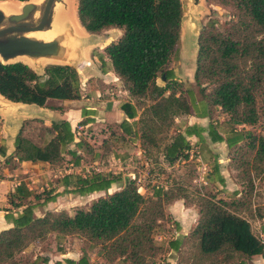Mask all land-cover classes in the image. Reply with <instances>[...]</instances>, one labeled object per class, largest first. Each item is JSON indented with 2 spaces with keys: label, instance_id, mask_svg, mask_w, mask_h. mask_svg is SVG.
Returning <instances> with one entry per match:
<instances>
[{
  "label": "trees",
  "instance_id": "16d2710c",
  "mask_svg": "<svg viewBox=\"0 0 264 264\" xmlns=\"http://www.w3.org/2000/svg\"><path fill=\"white\" fill-rule=\"evenodd\" d=\"M204 2L230 10L223 27L208 20L196 36L192 80L200 97L201 116L209 122L206 129L184 126L182 132L170 136L175 118L191 112L198 114L192 92L173 80L170 69L180 34V1L76 0L75 16L87 34L97 35L109 29L120 33L95 56L100 64L106 58L126 92L128 101L119 110L131 121L123 119L110 126L109 140L101 146H110L111 155L117 156L120 146L131 144L143 156L152 158L157 153L163 162L172 165L187 160L190 149L187 138L194 137L196 143H202L205 133L210 143L226 145L229 165L242 184L241 190L232 194H239L238 199L226 201L200 193L193 196L182 189L180 181L166 189L153 188L150 196H144L137 191L134 178L106 193L122 178L104 172L63 174L42 199L20 182L7 196L13 212L4 216L10 227L0 231V264H47L46 255L31 261L23 255L28 247L43 242L49 235L76 236L88 246L97 247L105 264H168L162 254L169 251L179 254L185 240L191 243L192 256L186 263L179 258L176 264H246L245 259L253 256L264 260V241L252 233L249 221L240 214L243 208L249 209L254 181L264 172V132L253 129L264 122V0ZM80 88L79 74L68 65L48 64L37 72L21 62L0 63V96L11 103L60 111L61 107L51 106L47 101L78 100ZM213 112L224 117L227 129H216L219 124H212ZM30 120L42 125L41 119ZM238 126L241 129L237 130ZM41 132L45 140L37 145L23 136L20 127L10 155L5 156L0 146L3 164L11 167L15 162H41L50 169L60 168L66 154L69 156L66 163L78 166L81 152L92 153L85 139L77 137L64 119L44 125ZM69 146L73 148L66 149ZM94 158H98V152L92 155ZM205 179L223 185L216 156L211 157ZM58 188L62 190L58 192ZM100 192L104 196L72 215L58 211L34 216L36 206L53 202L62 193L83 196ZM191 197L196 198L195 204L188 201ZM30 198L39 203H32ZM175 200L193 206L197 218L186 236L169 240L162 248L155 242L154 232L164 219V207ZM257 218L264 221V215ZM260 231L264 234V224ZM54 264L91 263L81 254L76 260L63 258Z\"/></svg>",
  "mask_w": 264,
  "mask_h": 264
},
{
  "label": "rangeland",
  "instance_id": "374dc122",
  "mask_svg": "<svg viewBox=\"0 0 264 264\" xmlns=\"http://www.w3.org/2000/svg\"><path fill=\"white\" fill-rule=\"evenodd\" d=\"M8 2L9 5L15 7L19 3L15 1ZM43 0H29L31 3L40 4ZM68 0H61L62 3L56 4L53 10V17L50 23L48 30L33 34L32 36L41 41H49L54 37L59 38L60 45L63 46V58L70 60L71 64L77 67L82 66V71L87 72V67L90 66L89 61L81 62V56L79 55L81 49V43L78 36L74 33L73 29L65 21L64 14L62 11L66 10V4ZM181 3L182 17L180 22V34L179 40L173 54L172 60L170 62V67L173 69V75L178 77L181 81V86L183 89H190L195 93L197 97L196 88L193 85L192 75L194 71V61L196 56V36L200 28L208 21L213 20L216 23V26L223 27V23L226 20L230 10L226 8H221L215 4H207L204 0H179ZM75 15V4L76 0H70ZM22 5V4H21ZM61 10V12H60ZM17 13V12H16ZM5 26L6 23L3 22L0 24V27ZM79 30L80 27L77 24ZM100 36H93L95 39H98L103 44L111 39L117 38L119 31L116 29H109L105 32L99 34ZM94 49V48H93ZM91 49L90 51H92ZM26 61L25 59L16 58L14 61ZM89 60V59H88ZM61 60L60 62H62ZM81 62V63H80ZM34 61H29L30 66L33 68ZM46 63V62H44ZM79 74V72H78ZM157 83H160L159 79L156 80ZM106 87V86H105ZM85 94L86 92H84ZM104 96L107 97V89H105ZM119 97V95H117ZM110 97V96H109ZM52 102L48 104L52 106ZM2 107L0 108V146L1 143L7 142L12 139V132L15 131L18 127H22V134L24 137L31 140L33 143L39 145L44 140L45 137L42 135L41 128L44 125H49L50 122L44 121L42 125L36 121L30 120L33 116H41L43 114L40 111L39 107L35 105H26V104H17L11 103L6 100L1 102ZM212 124H219L218 131L227 129L228 125L224 122V117L217 112H213L211 116ZM114 124H109L106 122H99L97 125L89 126L79 130L77 126H74L72 129L77 133V137L85 139L88 143L92 153L90 155L82 154V161L77 167H70V170L67 171L68 163L66 161L69 159V156L64 154V163L60 168L50 169L49 167H40L38 168L39 174L32 181L25 179L27 175L19 174L17 179H24L23 181L28 184V189L32 191L33 194L39 196L41 199L44 198L47 194H44L48 189L55 186L56 180L58 177L66 174L73 173L79 175H87L94 172H104L119 174L122 178V182L113 185L106 193H112L115 191L127 177L131 180V177L135 179V185L138 187L137 191L142 194V189L154 188L155 185H159L163 182H170L172 180L174 183L181 178V173L184 170V179L180 180L183 184L182 189L191 195H197V193L204 194L214 199H222L229 201L231 199H238L237 196L232 194L239 192L242 188V184L237 179V172L229 165L228 160V150L221 144H214L209 148H206L204 153L203 160L206 161L207 165L202 169L201 161H196L195 158L185 162L183 164L174 163L172 165H167L162 161V158L159 154L153 155L151 160L154 162L152 167L150 165H145L146 160L144 156L137 154L138 150L136 147L131 144H126V146H120L117 149V156L119 159L113 160L110 152V146L104 145L101 143L103 141L109 140V127ZM237 130L241 127H236ZM243 129H249L248 127H243ZM255 131L262 130L264 132V122L253 128ZM73 147L71 146V149ZM69 149V147H66ZM210 149V150H209ZM216 153V162L219 166L220 174L222 175L225 183L220 187L214 183L205 182V176L209 173V165L211 163V157L213 156L212 152ZM208 151V152H207ZM94 152H98V158L92 159ZM152 153V152H151ZM154 153V151H153ZM155 156V157H154ZM195 157L199 158V155L195 154ZM182 168V169H181ZM65 169V171H63ZM141 188V189H140ZM59 190V189H58ZM44 191V192H42ZM104 192L92 193L89 195L77 196L75 194L62 193L58 195L53 202H49L44 205L36 206L33 209L34 216L40 217L46 212H58L64 211L68 215H72L73 212L77 209H87L91 201L95 200L100 196H104ZM187 194V195H188ZM144 196H147V193H143ZM189 197V195H188ZM8 199V197H6ZM32 203H39L30 198ZM188 201H196V198H189ZM10 207V206H9ZM166 205L164 207V219L160 222V227L154 232V239L157 245H162V248L165 247V243L169 240L175 238L181 239V232H177L175 219V214H169L167 212ZM193 209H195L193 207ZM10 210V209H9ZM249 210V211H247ZM174 213V212H173ZM248 221L252 230V233L264 241V234L261 233L260 227L264 224L262 219L257 218V215H264V172L257 177L254 181V188L252 196L249 200V209L243 208V211L240 212ZM191 220V219H190ZM184 232H189L187 229ZM179 233V235H178ZM178 235V236H177ZM69 252L72 255L84 254L91 264H105L104 261L99 257V252L97 247L88 246L76 236H68L64 238H56L53 235H49L43 242H38L32 244L28 247L23 255L27 258L28 261L33 260L35 257H41L46 255L49 259L47 264H54L56 260H63V255L61 253ZM192 249L190 241L185 240L183 245L180 248L179 254L174 253L172 256L177 260L179 258L183 261H190L192 256ZM65 255V254H64ZM169 254H162L164 259H168ZM246 264H264V260L260 256H253L250 259H245ZM37 264H41L40 262Z\"/></svg>",
  "mask_w": 264,
  "mask_h": 264
},
{
  "label": "crops",
  "instance_id": "0c3cea01",
  "mask_svg": "<svg viewBox=\"0 0 264 264\" xmlns=\"http://www.w3.org/2000/svg\"><path fill=\"white\" fill-rule=\"evenodd\" d=\"M63 2L65 3V0H63ZM66 10H67V4H66ZM62 13L64 14V17L66 19L67 18V16L65 15L66 11L64 12L62 11ZM65 21H67V24L73 29L74 33L78 36L80 40L81 49H80L79 55L81 56V62L83 61L90 62V66L87 67L88 71L83 73L82 66L79 67V69H77V66L72 65L69 59L62 61V62L55 61V60L39 59L36 63H33L35 67L33 68L32 66L30 68L38 72V71H41V69L45 65L58 64V65H68V66H71L77 69V73L79 72V76L81 79L80 98L75 101H55V100L47 101V104L49 102H52L51 103L52 106L61 107V110L59 111V110H49L45 108H39L40 109L39 112H41L44 115L43 118L41 116H34V117L32 116L31 118L41 119L43 123L44 121L52 122V121L64 119L69 123L71 129H73L74 126H77L79 130L88 128L89 126H92V125L93 126L97 125L99 124V122L117 124L123 119L127 121H131V120L126 119L124 114L119 110V106L122 103L128 101L126 92H124L121 89L120 82L111 72L106 58L104 57L103 64H100V62H98L95 56L97 54H101L103 47L109 44L110 42L114 41L116 38L111 39L110 41H107L103 44H100L101 40L99 41L98 39H95L93 37V36H100L99 34L97 35L87 34L80 26H79L80 31H77L74 25L72 24V22L69 20V18L66 19ZM91 49L93 50L90 51ZM19 59H25V58H19ZM14 60H12L10 63L21 62V63L26 64L27 66H30L29 60L27 59H25L26 61H22V60L14 61ZM170 69L172 71L173 80L181 82L178 79V77H175L173 75L172 67H170ZM158 85L162 86L163 83H159ZM105 89H107V97L104 96ZM83 90H85L84 91L86 92L85 94H83ZM187 90H190V89H187ZM191 92H192V97L194 100V107L198 109V114L200 115L194 112H191L189 115L175 118L174 119L175 126L173 129L170 130L169 136L176 132H182L184 126L196 125L204 129L207 128L209 120L207 117L201 116V110H200V105H199L200 97H197L193 91ZM117 95H119V97ZM82 121H84L85 123L81 124L80 122ZM18 129L19 127L11 133L12 139L9 141V143L8 142L7 144L6 142L1 143V146H3L5 150V156L10 155L13 150L12 143H13V139ZM203 137H204V141L202 143H196V139L194 137L187 138L189 145H190V149L188 150V158L185 161L182 160L176 163L183 164L185 162H188L189 160H192L193 158H195L196 161H199V160L201 161V159L195 157L194 155L197 154L199 155V157L203 158L206 148H209L210 146L214 144L223 145L227 152L226 145L223 142L210 143L205 137V133H203ZM69 149H71V146H69ZM137 150H138L137 154L143 156V152L139 150L138 148ZM212 154L213 156L217 155L214 152H212ZM111 157L113 160H116V161L117 159H119L118 156H111ZM218 158H221V156ZM3 159H4L3 157H0V168H1L0 174L2 176V179H0V231L10 227V224L5 221L4 216L8 211L13 212V210H11V208L7 204L6 197L8 196L9 193L13 191V189L20 182H24L23 181L24 179H19V178L17 179V176L19 174L27 175L25 179L27 180L29 179V181H32V178L29 177V175H31L32 177H34L33 179H35V177L39 174L37 170L38 168L42 166L48 167L47 164L41 163V162H34V163H30V162L16 163L15 162L13 166L9 167L8 165L3 164ZM144 159L147 162L145 163V165H150V167L154 165L153 164L154 162L151 160V157L149 158V156L146 155L144 156ZM201 164L203 166L207 165L203 161L201 162ZM70 167H77V166H71V164L68 163V167L66 170L69 171ZM63 171H65V169H63ZM219 174H220V171H219ZM220 176L223 179L221 174ZM184 177L185 175H184V170H183V172L181 173V178L178 179L177 182L182 180ZM204 181L206 182V179H204ZM224 183L225 181H223V184ZM173 184L174 182L172 180H170V182L165 181L159 185L158 184L155 185L154 188L158 187V188L166 189L168 187H172ZM25 185L26 187L28 186L27 182L25 183ZM58 189H59L57 190L58 192L62 190V188H58ZM142 191L143 193L146 192L147 196H150L153 192V188L151 187L150 190H148V188H145V189H142ZM143 193L141 195H143ZM166 210L169 214H175L173 216H175L174 220L177 222L176 224L177 229H178L177 232L178 231L181 232L180 234L182 237L186 236L188 232H184V231H186L187 229L190 231L193 228L196 218H197V212L195 209H193V206H186L182 200H175L171 204L168 205ZM61 254L63 255V258H70L73 260H76L79 257L78 255L74 256L69 252H65ZM167 254H169V256H172L174 252L169 251ZM56 261H60V260H56ZM166 261L168 264H176L175 262L176 259L173 256L166 259Z\"/></svg>",
  "mask_w": 264,
  "mask_h": 264
},
{
  "label": "water",
  "instance_id": "95a60500",
  "mask_svg": "<svg viewBox=\"0 0 264 264\" xmlns=\"http://www.w3.org/2000/svg\"><path fill=\"white\" fill-rule=\"evenodd\" d=\"M60 3L61 0H43L40 4L22 2L17 13L4 14L0 11V24L6 23L0 27V63H10L16 58H25L34 63L39 59L65 61L59 38L41 41L32 36L49 29L55 5ZM3 100L1 97L0 108ZM127 180L126 177L124 182Z\"/></svg>",
  "mask_w": 264,
  "mask_h": 264
},
{
  "label": "bare ground",
  "instance_id": "6f19581e",
  "mask_svg": "<svg viewBox=\"0 0 264 264\" xmlns=\"http://www.w3.org/2000/svg\"><path fill=\"white\" fill-rule=\"evenodd\" d=\"M8 2H10V1H0V11H2L4 14L16 13L19 11L22 3L15 1V2L19 3V5L18 6L15 5V7H14L12 5H9ZM73 6L74 5H72L70 0H68L67 1L66 15L68 16L69 20L74 25L75 29L77 31H80L78 26H77L78 22H77L76 16L73 13V9H72ZM0 99H1V97H0Z\"/></svg>",
  "mask_w": 264,
  "mask_h": 264
},
{
  "label": "built area",
  "instance_id": "2783aa9c",
  "mask_svg": "<svg viewBox=\"0 0 264 264\" xmlns=\"http://www.w3.org/2000/svg\"><path fill=\"white\" fill-rule=\"evenodd\" d=\"M202 169H204V166H202ZM131 179H133V177H131Z\"/></svg>",
  "mask_w": 264,
  "mask_h": 264
}]
</instances>
